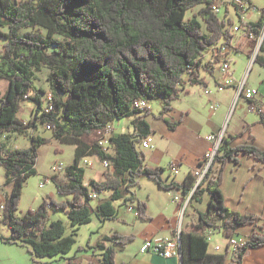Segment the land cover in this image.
<instances>
[{
	"label": "trees",
	"instance_id": "obj_1",
	"mask_svg": "<svg viewBox=\"0 0 264 264\" xmlns=\"http://www.w3.org/2000/svg\"><path fill=\"white\" fill-rule=\"evenodd\" d=\"M212 3L213 0H0V80L9 82L8 91L0 97V166L11 188L0 214V242L25 247L32 260L39 262L69 255L76 245L79 226L89 224L93 215L103 224L117 220L116 203L119 207L136 205L139 219L149 221L148 205L136 195L140 178L147 177L163 190L182 191V206L189 197L188 206H193L195 202L203 203L206 193L210 195L206 210L197 214V222L180 232L182 264H243L250 249L264 246V234L254 231L237 249L231 251L228 243L224 253L214 254L205 236L208 229H222L225 237L232 239L242 227L257 228L258 217L227 208L221 185L229 162L239 164L240 156L248 155L264 163V150L249 144L232 147L231 139L224 136L200 184L193 173L182 182L175 178L166 182L165 169L149 166L141 149L142 142L153 133L144 119L149 110H132L134 102L142 97L150 102L160 99L163 107L159 118L170 130L183 123L186 114L177 121L168 117L172 102L186 84L206 85L200 71L212 73L213 67L199 58L218 41L230 44L233 39L229 27L234 21L215 15ZM199 6L203 7L197 16L187 20V13ZM228 14L227 10L226 18ZM246 25L250 32L260 35L264 15ZM244 37L249 39L247 34ZM252 55V51L247 53L248 57ZM255 62L264 66L260 54ZM43 66L51 70L48 81L54 110L50 113L41 112V96L46 92L35 83L36 71ZM26 100L36 105L29 122L19 117ZM256 112L264 124V111L257 108ZM130 117H135L134 133L112 134L109 143L113 150L106 151L100 141L107 128ZM39 125L50 126L51 137L30 136L31 147L7 148L4 139L12 134H28ZM53 140L75 147V163L66 168L64 181L49 179L58 194L68 199L46 197L37 209L18 216L25 183L37 174V151ZM94 156L108 161L110 167L103 182L90 180L85 185L86 170L81 162ZM202 165L203 159L199 163ZM92 192H109L110 196L92 207ZM50 208L65 213L73 227L70 235H66L64 221H50ZM2 225L10 231L9 236L1 234ZM259 228L264 230V226ZM135 239L134 235L115 231L96 246L89 242L88 249L79 248L78 252L92 251L90 264H118L115 246L126 248ZM66 261L79 264L75 257Z\"/></svg>",
	"mask_w": 264,
	"mask_h": 264
},
{
	"label": "crops",
	"instance_id": "obj_2",
	"mask_svg": "<svg viewBox=\"0 0 264 264\" xmlns=\"http://www.w3.org/2000/svg\"><path fill=\"white\" fill-rule=\"evenodd\" d=\"M254 3L260 11L247 13L242 18H238L233 10L229 9V14L234 24L242 23V21L244 23H256L264 15V0H254ZM254 49V44L243 35L238 41L235 49L236 52L232 58L233 69L230 76H223L217 69H213L212 73L202 69L200 76L205 80L206 85L192 86L186 84L181 88L182 91L179 97L172 102V110L168 114L170 119L176 121L183 114H186L183 123L176 130H170L167 123L158 116V120H162L165 125L162 130L156 131L154 124L152 122L149 123L147 118H144L153 129V133L149 137L152 139V143L156 144H154V149H142V147L141 149L146 154V162L149 166L165 169L163 178L166 182H170L174 178L182 182L189 173L195 174L200 168V161L205 158L206 154L213 147V142L209 140V137L212 135L218 136L222 131H225V136L231 139L232 147L249 144L256 145L264 150V124L259 114L251 109V105L255 104L260 110L264 111V66L255 62L256 55ZM250 51L253 52L252 57L247 56V53ZM258 54L264 58V52L260 51ZM235 56L241 58L238 59ZM207 60L208 57H205L204 62ZM245 79L246 86L258 92L253 101H249L242 94H239L241 84ZM220 86H224L225 89L219 91L218 87ZM208 91H211V94ZM2 96L0 94V97ZM212 104L217 105L218 108L213 110L211 108ZM232 109H234V114L227 125V118ZM134 118L131 117V123ZM21 120L28 122L30 118ZM117 122H120V120L115 121L112 127ZM115 128H113V135L122 134L115 132ZM133 133L134 131L129 134ZM41 137L47 138L50 136L45 134ZM56 141L53 140L52 143ZM59 144L61 143L59 142ZM61 145V152H64L65 147L69 146L73 147L75 154V147L73 145ZM85 158L90 163L82 166L86 170V174L87 166L92 164L93 159L102 169L99 174L101 176L100 180L91 178L88 182L85 180V185H88L90 180L103 182L105 180L104 173L107 169H103L102 161L97 156ZM173 162H176L178 165V171L175 174H172L169 170V166ZM74 163L75 155L72 164H63L68 167ZM53 175L54 173L52 172L51 176H45L48 183L51 181L49 179L54 177ZM149 180L151 179L147 177L140 178L139 186L141 189L143 185H147L150 187V190L145 196L139 194L137 191L136 195L140 201L147 203L148 215L151 220H140L135 211L136 205H133L119 208L118 219L106 222L129 225L131 226L130 234H124L118 230H114L113 232L116 231L123 235H134L136 237L135 241L126 248L115 246L117 251L116 262L118 264H180L178 258L166 259L153 253H141L140 249L146 240H159L177 236L179 230L181 231L183 228H187L197 222L198 212H204L210 200V195L206 193L203 203L199 204L195 202L191 206L192 213H190L186 222L184 221V226L182 227L179 216L181 214V203L185 199V194L180 190H163L155 181V183H152ZM1 187H4V185ZM221 189L227 208L241 215L258 217L257 228L254 225L242 227L238 229L234 239L240 244H244L254 231L264 234V230L259 228L264 226V163L248 155H241L239 164L229 162L224 170ZM5 190V195H0V205L5 202L11 188L5 185V188L1 189V191L4 192ZM109 196V192L105 193L104 198H108ZM101 197L99 196L96 199L100 200L102 199ZM176 198H179V200H176ZM203 206L204 208H202ZM132 208L135 210L131 211L130 209ZM218 224L220 225L219 222ZM9 235L10 233L3 236L7 237ZM0 244L10 248L14 246L25 248L19 244H5L3 242H0ZM216 245L222 246L219 241L214 242V247ZM230 250L233 251V249ZM224 252H215L214 250L211 253L222 254ZM18 255L14 251L8 250L7 258H5L4 251L0 247V264H18L15 258ZM74 257L79 264H90L89 258L91 255L89 252L77 253ZM65 258L68 259L69 257ZM65 258H61V260H66ZM228 259H231V254ZM243 264H264V246L250 249Z\"/></svg>",
	"mask_w": 264,
	"mask_h": 264
},
{
	"label": "rangeland",
	"instance_id": "obj_3",
	"mask_svg": "<svg viewBox=\"0 0 264 264\" xmlns=\"http://www.w3.org/2000/svg\"><path fill=\"white\" fill-rule=\"evenodd\" d=\"M203 6H199L195 8L193 11H189L186 15L187 20L193 18L194 16H197L199 10ZM260 10V9H259ZM199 20H201L199 18ZM237 24V23H236ZM7 31V30H4ZM203 31L206 32V26L203 23ZM3 49V44L0 42V51ZM236 50L234 51L233 55L235 54ZM239 55V54H238ZM236 58L240 59L241 57L235 56ZM51 70L45 66L41 67L39 71H36V85L43 89L46 93L50 92V85L48 81V77ZM9 89V82L5 80H0V94L4 95ZM162 101L160 99L154 100L150 102L149 105V115L146 116L149 123H153L155 126L156 131H160L163 129L165 123L162 120H158V116L162 111ZM33 109H36V105L31 100H26L21 104V112L19 114L20 119H28L32 118L33 115ZM234 114V109L230 112V115L227 118V125L231 121V118ZM31 115V116H30ZM29 122V121H28ZM116 127V128H115ZM117 133L122 134H129L132 131H134V126L131 123V117L130 118H123L120 120V122H117L114 124V127ZM49 135L51 137L50 131L46 129L44 125H39L37 129H32L29 131L28 134H12L8 140L4 139V142L9 149H23V148H29L32 145L30 136L34 137H41L42 135ZM41 135V136H40ZM49 138V137H47ZM154 142V141H153ZM156 144V143H154ZM104 148L108 152H112V147L110 143L103 145ZM142 147V144H141ZM143 149V147H142ZM62 145L59 144V142H54L52 144L41 146L37 151V174L30 177L24 186L23 196L22 200L20 202L19 210L17 212L18 216H24L29 210H35L37 209L43 200L46 197L55 198L57 201H63L68 199L67 197L60 196L57 192L56 186L54 182L45 183L47 177L45 176H51L52 175V167L56 162H63L64 164H72L74 162V151L73 147L66 146L65 151L61 152ZM92 160V159H91ZM103 169L106 170V168L103 167ZM200 169V168H199ZM101 166L97 165L92 160V164L90 166H87V174L85 176V180L88 182L91 178H96L97 180L101 177L99 176L101 172ZM56 178L57 182L64 181V174H54L53 175ZM100 180V179H99ZM7 177L6 172L3 167L0 166V189L5 188ZM152 183H155L152 180H149ZM43 183V185H41ZM4 187H1L3 186ZM157 185V184H156ZM7 190V189H6ZM6 190L3 192L0 190V195L4 194ZM9 190V189H8ZM150 190V187L147 185H143L142 189L141 187H137L136 191L139 194H142L145 196ZM137 194V193H136ZM101 198L104 199L105 193L102 195ZM99 199H95L90 203V206L95 207L98 204ZM116 206L119 208V203H116ZM188 209L183 211V206L181 203V214H180V224L182 227L184 226V221L189 218L191 211V206H188ZM204 208V206L202 207ZM49 218L50 221H56V220H62L65 223L66 226V235H70L72 233L73 227L71 226L67 216L63 211L56 210L55 208H50L49 211ZM131 226L129 225H118L113 224L111 222L108 223H101L100 220L96 217V215L92 216V221L89 224H85L82 226H79V230L76 234V245L73 249V251L67 255L66 257L72 258L78 252L79 248H85L88 249V243L92 246H96L97 243L105 236L111 234L114 230H118L120 232H123L124 234H130L131 232ZM215 231L213 235V240L209 242V251H214V242L219 241L223 247L222 252H224V248L227 247V244L231 239H228L225 237L222 229H213ZM10 231L8 228L4 225H2L1 234L6 235L9 234ZM235 237V236H234ZM233 237V238H234ZM232 238V239H233ZM134 246V245H133ZM131 246V247H133ZM1 249L4 251L5 258H7V251H14L16 254H19L18 256H15L18 264H67V261L56 257V258H44L40 259L39 262L35 263L32 261L31 256L28 253V250L26 248H18V247H8L4 246L3 244H0ZM92 251H89L90 255ZM88 253V252H87ZM66 259V258H65ZM231 261V259L229 260Z\"/></svg>",
	"mask_w": 264,
	"mask_h": 264
},
{
	"label": "built area",
	"instance_id": "obj_4",
	"mask_svg": "<svg viewBox=\"0 0 264 264\" xmlns=\"http://www.w3.org/2000/svg\"><path fill=\"white\" fill-rule=\"evenodd\" d=\"M232 9L233 12L237 15L238 18H242L243 15H246L250 12H258V8L255 6L254 0H213V3L211 5V10L215 15H218L225 19L227 21L229 18L232 19L231 15L228 14V17L226 18V11L229 9ZM260 11V10H259ZM231 31V35H233V39L230 44H227L225 40H220L216 44L212 45L207 52L204 53L203 57H200L204 61L205 57H208V60L205 63H211V67L213 69L219 70L223 76L227 77L230 76L233 69V53L236 49V46L238 44V41L240 37L243 35L249 36V41L254 44V51L255 55L257 56L258 53L261 51V48H264V28L262 29L260 35H256L253 32H250L246 23L242 24L239 22L238 24H234L229 27ZM191 70H194V67H189ZM225 89L224 86L218 87L219 91H223ZM209 94H211V91H208ZM242 94L245 99L249 101H253V99L257 96L258 92L254 89L248 88L246 86V79L241 84L240 93ZM42 99V107L43 110L41 112L43 113H50L54 110V103L53 98L50 93H46L45 95L41 96ZM150 101L146 99L145 97H142L134 102L132 106V110H136L139 112H145L149 109ZM211 108L213 110L217 109L218 106L212 104ZM258 108L257 105L252 104L251 109L253 111H256ZM46 129L49 131L51 128L50 126H45ZM114 133L113 127L110 125L107 128L106 134L103 137V139L100 141V145L107 144L109 142L110 136ZM225 136V131H222L218 136L212 135L209 137V140L213 142V147L210 149V151L206 154L205 158L203 159V165L200 166V169L195 172V176L197 178V185L200 184L202 179L204 178L207 170L209 169L211 163L213 162L216 153L218 152V149L223 141V138ZM104 147V146H103ZM143 149H154V144L152 143V139L150 137L146 138L142 142ZM105 149V148H104ZM106 150V149H105ZM107 151V150H106ZM90 164L88 160L85 158L81 162V166ZM103 167L106 169L110 167V163L108 161L102 162ZM66 166L63 163H56L52 167V172L54 174L59 173H65ZM169 170L172 174L177 173L178 171V165L176 162L171 163L169 166ZM45 183H48V180L45 181ZM43 185V183H41ZM1 190V189H0ZM91 197L93 199H96L99 197V194L97 192H92ZM176 200H179V198H176ZM190 200V197L186 199L185 204L188 203ZM183 205V210L184 206ZM4 209V203L0 205V214L2 213ZM136 209V208H135ZM135 209H130L135 210ZM138 214L137 209L135 210ZM180 230L178 231L177 236L163 238L159 240H146L145 243L142 245L140 251L141 253H153L160 257L169 259V258H178L181 259V241H180ZM215 231L213 229H208L205 232V236L207 239V242L213 240V235ZM231 248L230 249H237L238 247L242 246L243 244H240L237 242L234 238L229 241ZM215 252H222L223 248L220 245H216L214 247ZM226 250V249H225Z\"/></svg>",
	"mask_w": 264,
	"mask_h": 264
},
{
	"label": "water",
	"instance_id": "obj_5",
	"mask_svg": "<svg viewBox=\"0 0 264 264\" xmlns=\"http://www.w3.org/2000/svg\"><path fill=\"white\" fill-rule=\"evenodd\" d=\"M187 205H188V203L185 204V206H184V210H183V211L186 210ZM182 263H183V256L181 255L180 264H182Z\"/></svg>",
	"mask_w": 264,
	"mask_h": 264
}]
</instances>
